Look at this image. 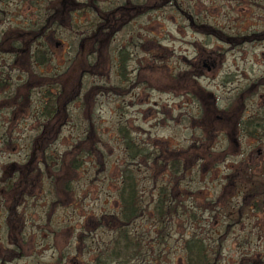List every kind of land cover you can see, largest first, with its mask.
I'll return each instance as SVG.
<instances>
[{"label":"rangeland","instance_id":"rangeland-1","mask_svg":"<svg viewBox=\"0 0 264 264\" xmlns=\"http://www.w3.org/2000/svg\"><path fill=\"white\" fill-rule=\"evenodd\" d=\"M77 1L64 4L60 37L65 45L55 47L51 43L52 60L47 71L48 84L62 88L59 106L75 93L82 71L81 86L69 114L61 117L57 112L44 128L43 146H47L46 155L55 158L85 136L86 118L77 111L81 101V108L92 103L94 148L82 158L70 182L69 197H60L51 209L56 199L51 178L58 175L57 164L40 165L28 181L30 189L24 196L15 197L17 216L10 217L5 205L9 196L1 185L13 181L29 152V138L37 129L32 118L35 98L40 93L30 98L32 106L27 100L18 105L17 111L23 115L15 117L11 132L15 141L0 142V255L5 256V247L9 249L10 242L15 241L23 254L7 264H96L97 259H104V247L114 235L115 223L109 215L118 210L120 169L130 160L129 148L120 134L124 128L142 151L154 149L158 153L189 146L191 153L178 190H172L186 211L172 219L173 233L159 248V257L147 253L144 259L130 264H184L183 241L191 235L202 236L213 249L220 244L217 264H237L246 255L264 258V210L250 206L236 212L250 181L264 183V130L258 129L261 141L254 143L248 134L237 130L232 115L235 105H239L235 113L242 112L243 117L264 111V79L256 81L264 75V33L259 32L264 28V2L177 0L183 8L187 2L191 4L199 22L214 26L229 39L192 29L173 5L131 14V18L125 12L120 28L102 35V46L91 51L89 29L95 20L91 6L98 2L90 5L89 0ZM123 2L102 0L98 5L106 11ZM0 8L7 14L21 13L24 5L8 2L1 3ZM250 31L256 34L254 41L246 42L243 37ZM231 35H240L243 40L235 45ZM119 50L128 56L126 81L119 78V66L115 65ZM250 83L255 85L252 91L235 100L237 89ZM200 91H206L204 98ZM228 99L233 108L223 116L218 109ZM256 149H260L259 154ZM141 160L142 156L135 158L136 162ZM136 167L134 177L143 191L144 203L149 204L147 189L152 174L148 177L147 165ZM159 171L165 172L160 176ZM152 173L156 187L170 185L175 179L160 166ZM147 214L136 219L134 230L147 233L153 219Z\"/></svg>","mask_w":264,"mask_h":264},{"label":"trees","instance_id":"trees-1","mask_svg":"<svg viewBox=\"0 0 264 264\" xmlns=\"http://www.w3.org/2000/svg\"><path fill=\"white\" fill-rule=\"evenodd\" d=\"M262 1L264 2V0ZM164 4H168L169 6L173 5L175 7V11L182 16L184 21H186V24L197 32L202 34H208V32L211 34L218 33L221 36H226V33L218 31V29L214 26L207 24L206 22H199L197 20V15L193 14V6L188 2V5L183 8L178 4L177 0H128V6L124 9V12L129 13V17L131 18V14H142V12H146V10L156 9ZM121 5L111 8L110 12L113 16L120 14L121 11H123V7ZM133 6L136 7L134 8ZM173 6L171 7L174 8ZM255 35L256 34L253 32L243 38L248 40L246 42H252L254 41L252 38H255ZM231 36L232 37H230V39H235L236 41L235 45H238L241 40H243L240 35ZM250 38L252 40H250ZM81 56L83 55L81 54ZM85 57L87 58V53H85ZM127 57L128 56L124 50H119L117 64H115L116 67L119 66V68H117L119 78L124 81L127 80ZM81 75L82 71L78 75L77 86L81 85ZM48 87V92L45 94L46 99L42 105V113L40 112L32 117L35 122H37L36 126L40 124H48L52 121L53 116L57 112H60L62 117L66 116L67 113L69 114V111L72 110L70 109V104L73 99L62 103L61 106H59L62 88L51 84H49ZM252 88L253 83H250L249 85L242 87L238 93L243 96L244 93L252 91ZM200 93L202 94L200 96L204 98L206 91H200ZM86 96V93H84V98H86ZM69 98H72V96ZM91 106L92 104L88 107H80L79 110V112H83V116L86 118L85 136L78 140V142L73 143L68 149L64 150L55 158L46 155L47 146L46 144L43 146L44 130H40L39 128L35 129V135L29 138L31 143L29 152L21 162L22 165L20 170H16L15 172L16 176L14 182H4L1 185L2 188L6 187L5 193L9 196H7L8 198L6 199L5 205L10 217L17 216L15 211V197L24 196L28 189H30L31 185H29L28 181H31V175L34 172L38 173L40 165L48 167L52 161H55V164H57L54 168L58 172V175L51 178L52 190L56 197V199L51 203V209L60 197L70 196V182L76 176V171L81 165L82 158L90 154V150L94 148L96 132L95 125L91 119L90 112L93 110V107ZM230 108L233 107L231 106L222 110L219 108L218 111L223 115H228ZM234 113L235 111L233 110L232 114ZM120 134L123 138L124 144L127 148H129V153L128 150L127 153L130 160L127 162L126 166L120 169V179L116 188L117 213L109 215L115 223L114 235L111 237L110 245H105L104 247V259H97L96 264H107L109 261H112L115 264H130L132 261L144 259L147 253L155 254L159 257V248L167 242L168 236L173 233L170 232V229L172 228V219L186 211L184 204L181 203V201L177 202L176 197L173 196L171 191L173 189L178 190L181 172L187 168L184 167L188 162L186 159L187 156L191 155L189 151L190 147L186 146L176 150L168 148L160 150L158 153H156L154 149L142 151L137 148L136 144L130 139L124 128L120 129ZM11 141L15 140L11 139ZM11 141L10 139L5 138V135L1 132L0 142L2 145L11 143ZM137 156H142L141 162L135 161ZM184 159L186 162L181 161ZM136 164L147 165L148 177L152 174L150 175V187L147 190L148 199L150 198L154 200L148 201L149 204L144 203L143 191L139 188V183L134 177V168L135 171L137 168ZM159 166L162 167L163 170L166 169L170 172V175H175V179L170 185L164 184L156 187L157 179L152 171L155 167L158 168ZM163 172L165 171L158 174L161 176L163 175ZM61 173L62 176L60 177ZM250 206L258 211L264 210V183L262 181H250V186L243 195L240 208L236 212L239 214L243 207L248 208ZM179 207L181 209H179ZM145 213L150 214L153 219L151 220V228L149 227L147 233L144 234L134 230L133 225L136 219L139 220L143 218ZM190 215L194 217L191 212ZM237 222L238 219L235 220L233 224ZM228 224L232 223L229 222ZM10 245L11 247H9V249L5 247V256L0 255V264H7L12 260L21 257L23 254V249L20 244H16L15 241H11ZM213 246L214 245L202 236L191 235L183 241V249L185 251L184 264H217L220 244L218 243L215 246V249H213ZM237 264H264V258H252L251 255H246L240 257Z\"/></svg>","mask_w":264,"mask_h":264},{"label":"flooded vegetation","instance_id":"flooded-vegetation-1","mask_svg":"<svg viewBox=\"0 0 264 264\" xmlns=\"http://www.w3.org/2000/svg\"><path fill=\"white\" fill-rule=\"evenodd\" d=\"M96 1L98 3L102 2V0H89L88 4L93 5V2ZM106 1L110 3L113 2V0H105V2ZM8 2L21 3L24 5L25 10H22L21 13L14 12L7 14L6 10L0 8V115L2 117L0 119V135L1 132H3L5 138L10 139L11 141V132L13 127L16 126L15 117L18 115L22 117L21 115H23L17 111L18 105L24 103L23 100H27L29 106H32V99L30 98L34 97L37 93H40V95L35 98L37 107L36 112L33 114L36 115L42 110V105L46 99L45 94L49 89V76L47 68L48 64L52 60L50 53L52 49L50 50V45L53 44L55 47L65 45L64 41L60 37V29L63 27V23L61 22L65 18L63 11L64 4L69 2L79 3L80 1L0 0V4ZM85 3L86 2H83L81 4ZM98 3L97 5L91 6V9L94 11L93 13L95 19L94 22L91 23L92 27L89 29L90 34L88 37L90 39L88 41L91 45V51L92 47L97 50L98 47L102 46V35L107 36L112 29L116 28L117 30L120 28L122 20H124V9L128 6V0H125V3L123 2L121 5L123 7V11H121L120 14L113 16L110 12L111 9L101 12L103 10H101L102 8L98 5ZM13 7L17 9L15 5H13ZM133 7L135 8L136 6ZM66 10L68 13V9ZM72 15L73 14L71 13L70 16ZM251 32L253 31L247 32L246 35ZM259 32L264 33V28L260 29ZM245 40L247 41V39ZM90 53L91 55L93 54L92 52ZM92 62H94V60ZM202 64H204L203 61ZM261 79H264V75L259 77L256 81ZM57 81V83H59L58 77ZM39 84L40 88H38ZM80 86H77L72 98H68L66 101L70 99H77L73 97L78 92ZM253 87H255V85H253ZM237 90L239 92L240 88ZM237 97L239 98H236L235 100L240 99L243 96L237 93ZM83 100H85L84 96ZM235 100L233 99V102ZM231 104L230 99H228L225 105L220 106V110L227 109L231 106ZM1 105L3 107H1ZM80 105L81 101L79 102V108H77L78 113ZM238 109L239 105H235L233 110L236 111ZM238 113L232 114L234 116V125L237 130L241 133L245 132L248 134L254 143H259L261 138L257 132L258 129H261V131L264 130V111L253 115L249 114L247 115L248 117H243L242 112ZM219 117L222 119L221 116ZM47 125V123L40 124L37 128L44 130ZM256 153L259 154L260 149H256ZM21 165L22 164L18 166V170H20ZM256 181L257 180H254L253 182ZM29 185H31L30 182ZM173 196L175 195L173 194ZM152 200L154 199H148V201Z\"/></svg>","mask_w":264,"mask_h":264}]
</instances>
